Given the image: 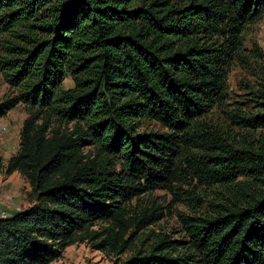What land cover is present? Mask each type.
Instances as JSON below:
<instances>
[{"label":"trees","instance_id":"1","mask_svg":"<svg viewBox=\"0 0 264 264\" xmlns=\"http://www.w3.org/2000/svg\"><path fill=\"white\" fill-rule=\"evenodd\" d=\"M263 16L264 0H0V118L26 110L0 173L29 186L0 218V264L81 243L116 264H264V46H245ZM235 65L256 80L230 101ZM171 203L178 228L154 227Z\"/></svg>","mask_w":264,"mask_h":264},{"label":"rangeland","instance_id":"2","mask_svg":"<svg viewBox=\"0 0 264 264\" xmlns=\"http://www.w3.org/2000/svg\"><path fill=\"white\" fill-rule=\"evenodd\" d=\"M258 46H264V16L254 26L249 29L246 35L245 46L251 47L252 43ZM264 63V59L261 60ZM256 80L254 72L244 70L235 65L228 75V96L229 100L239 99L245 93V82ZM64 87L68 88L72 85L69 77L64 80ZM9 94V88L0 76V101L5 95ZM26 116V110L22 104L16 105L13 109L0 118V156L3 159L13 154L18 147L19 130ZM29 189L28 184L19 175L14 172L10 175L0 173V194H10L13 197V203L8 205L9 210L14 208H23L28 205L25 199V191ZM153 195L158 196L160 200L169 203L170 196L165 190H156ZM170 213L156 226H165V228H178L177 212H186L187 210L181 204L171 203ZM50 264H116L112 259L107 257L101 251L93 250L87 244H72L65 248L62 255Z\"/></svg>","mask_w":264,"mask_h":264},{"label":"built area","instance_id":"3","mask_svg":"<svg viewBox=\"0 0 264 264\" xmlns=\"http://www.w3.org/2000/svg\"><path fill=\"white\" fill-rule=\"evenodd\" d=\"M1 139V135H0ZM13 203V197L10 194H0V218H6L11 215V211L7 208ZM13 211L20 210L19 208L12 209Z\"/></svg>","mask_w":264,"mask_h":264},{"label":"crops","instance_id":"4","mask_svg":"<svg viewBox=\"0 0 264 264\" xmlns=\"http://www.w3.org/2000/svg\"><path fill=\"white\" fill-rule=\"evenodd\" d=\"M10 211H11V212H13V210H12V209H11Z\"/></svg>","mask_w":264,"mask_h":264}]
</instances>
